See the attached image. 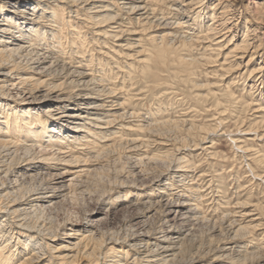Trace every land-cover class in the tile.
<instances>
[{
	"label": "bare ground",
	"instance_id": "6f19581e",
	"mask_svg": "<svg viewBox=\"0 0 264 264\" xmlns=\"http://www.w3.org/2000/svg\"><path fill=\"white\" fill-rule=\"evenodd\" d=\"M210 1L0 0V264H75L80 255L92 264L177 260L200 222L199 199H192L196 191L186 181L190 165L176 157L145 179L141 165L158 163L147 153L152 139L140 138L139 115L127 107L124 80L135 65H150L144 41L159 53L165 39L178 38L203 40L204 51L223 54L222 64L230 54L248 58L247 64L259 59L256 72L264 84V0ZM201 19L208 26L203 34L197 30ZM156 127L151 124V132ZM116 149L131 169L126 175L117 171L115 187L82 221L56 230L31 221L40 209L67 198L78 179L101 169L102 158L117 156ZM28 181L38 184L26 190ZM122 209L138 211L133 232L123 240H99L101 220ZM157 214L160 226L153 228L149 219ZM234 225L218 253L188 264H264V256L246 262L257 245ZM230 256L231 262L224 260Z\"/></svg>",
	"mask_w": 264,
	"mask_h": 264
},
{
	"label": "rangeland",
	"instance_id": "374dc122",
	"mask_svg": "<svg viewBox=\"0 0 264 264\" xmlns=\"http://www.w3.org/2000/svg\"><path fill=\"white\" fill-rule=\"evenodd\" d=\"M214 2L211 0L210 6ZM197 25L200 34L208 30L202 19ZM172 40L168 38L159 44L162 49L159 53L144 41L145 61L150 65L146 64L145 70L135 65L133 74L124 80L130 96L127 107L139 115L138 120L143 125L140 138L152 139L147 153L158 163L151 167L141 165L145 179L150 180L156 172L171 165L170 161L181 157L182 163L190 165L186 181L194 186L191 187L197 198H193L191 192H184L191 194L192 199H199L200 222L199 219L194 222L190 237L187 236L182 245V253L171 263L188 264L193 258L207 259L218 253L220 246L227 242L225 237L229 236L230 224L241 228L239 236L257 245L253 251H248L255 253L249 255L246 262L259 260L264 256V84L256 72L259 59L247 64L248 58L239 61L230 54L222 64L219 59L222 60L223 54L219 58V52L204 51L202 44L207 43L203 40ZM234 47L231 44L230 49ZM209 53L207 62L195 63L191 59ZM118 80L114 84H119ZM151 124H157V131L151 132ZM136 133L124 131V136L132 137ZM204 138L208 142L198 145ZM121 150L116 149L117 156L111 154L102 158L100 171L78 179L69 188L67 198L52 208L40 209L31 221H39L51 230L60 229L70 221H82L115 187L117 171L126 175L131 169ZM144 155L146 153L140 156ZM29 182L24 189L32 190L38 184V181ZM111 195L115 198L119 194L112 192ZM140 211L141 214L143 210ZM133 212L138 211L122 209L111 213L107 220H101L99 240L111 236L123 240L129 236L133 232ZM160 221L158 214L149 219L153 228L159 227ZM233 258L224 260L231 262ZM91 260L80 255L75 264H92Z\"/></svg>",
	"mask_w": 264,
	"mask_h": 264
}]
</instances>
